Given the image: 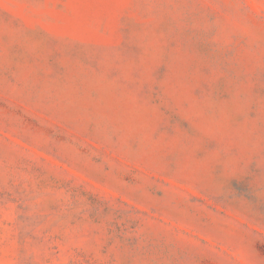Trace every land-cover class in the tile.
Segmentation results:
<instances>
[{
	"label": "rangeland",
	"instance_id": "rangeland-1",
	"mask_svg": "<svg viewBox=\"0 0 264 264\" xmlns=\"http://www.w3.org/2000/svg\"><path fill=\"white\" fill-rule=\"evenodd\" d=\"M0 264H264V0H0Z\"/></svg>",
	"mask_w": 264,
	"mask_h": 264
}]
</instances>
